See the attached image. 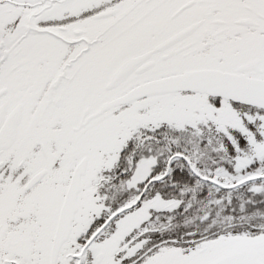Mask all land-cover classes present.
<instances>
[{"label": "snow or ice", "instance_id": "6c2138e0", "mask_svg": "<svg viewBox=\"0 0 264 264\" xmlns=\"http://www.w3.org/2000/svg\"><path fill=\"white\" fill-rule=\"evenodd\" d=\"M0 264H264V0H0Z\"/></svg>", "mask_w": 264, "mask_h": 264}]
</instances>
